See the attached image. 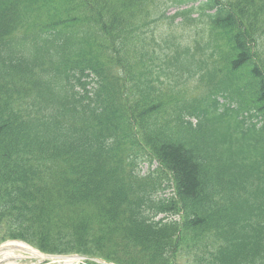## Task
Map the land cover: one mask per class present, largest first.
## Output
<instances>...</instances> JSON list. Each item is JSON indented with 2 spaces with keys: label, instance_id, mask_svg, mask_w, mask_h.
<instances>
[{
  "label": "trees",
  "instance_id": "16d2710c",
  "mask_svg": "<svg viewBox=\"0 0 264 264\" xmlns=\"http://www.w3.org/2000/svg\"><path fill=\"white\" fill-rule=\"evenodd\" d=\"M7 240L264 264V0H0Z\"/></svg>",
  "mask_w": 264,
  "mask_h": 264
},
{
  "label": "rangeland",
  "instance_id": "374dc122",
  "mask_svg": "<svg viewBox=\"0 0 264 264\" xmlns=\"http://www.w3.org/2000/svg\"><path fill=\"white\" fill-rule=\"evenodd\" d=\"M176 12V9L171 8L167 11L166 15L167 17L173 15ZM142 173H146L148 170L147 165H142L140 167ZM151 169H154V165L151 166ZM166 194H169V191L166 192ZM161 218V217H160ZM6 244V245H5ZM5 244L2 245V249L7 251L5 255H3L4 259L2 256H0V260L5 261L6 259L8 260H13L14 258H18L16 260V264H64V263H72V264H85L86 263V258L79 256L77 254H71L67 256H54V255H45L40 253L37 249L32 247L31 245L22 242V241H8ZM10 244V245H7ZM4 245L11 246L12 249L5 248ZM18 245L24 247V248H18ZM2 251V250H1ZM85 258V259H84ZM78 260V262H76ZM94 263L96 264H110L107 263L101 259H93ZM1 264V263H0Z\"/></svg>",
  "mask_w": 264,
  "mask_h": 264
},
{
  "label": "bare ground",
  "instance_id": "6f19581e",
  "mask_svg": "<svg viewBox=\"0 0 264 264\" xmlns=\"http://www.w3.org/2000/svg\"><path fill=\"white\" fill-rule=\"evenodd\" d=\"M12 246V245H11ZM8 247L9 249H12V247ZM18 248H24V247H22V246H20V245H18Z\"/></svg>",
  "mask_w": 264,
  "mask_h": 264
}]
</instances>
